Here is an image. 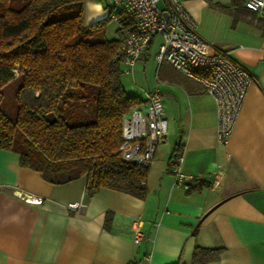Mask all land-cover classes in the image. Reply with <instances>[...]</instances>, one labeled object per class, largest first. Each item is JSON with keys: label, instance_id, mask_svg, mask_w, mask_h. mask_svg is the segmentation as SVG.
<instances>
[{"label": "crops", "instance_id": "crops-1", "mask_svg": "<svg viewBox=\"0 0 264 264\" xmlns=\"http://www.w3.org/2000/svg\"><path fill=\"white\" fill-rule=\"evenodd\" d=\"M180 2L209 50L229 51L253 78L226 144L216 139L214 102L202 85L154 59L155 35L129 73L144 76L134 94L158 89L167 122L147 166L145 196L104 187L87 196L85 174L51 181L0 148V264H191L197 245L221 249L207 264H264V21L233 0ZM105 16L96 32L118 39L123 11L111 0H82L83 26ZM179 150L180 170L193 176L189 189L173 183ZM215 168L223 170L219 178ZM137 218L148 236L139 244Z\"/></svg>", "mask_w": 264, "mask_h": 264}, {"label": "trees", "instance_id": "trees-1", "mask_svg": "<svg viewBox=\"0 0 264 264\" xmlns=\"http://www.w3.org/2000/svg\"><path fill=\"white\" fill-rule=\"evenodd\" d=\"M108 20L83 26L82 0H0V148L51 181L85 174L87 196L104 187L142 198L147 167L124 160L118 147L123 116L143 98L121 83L124 66L113 58L120 38L96 32ZM220 251L197 245L191 264Z\"/></svg>", "mask_w": 264, "mask_h": 264}, {"label": "built area", "instance_id": "built-area-1", "mask_svg": "<svg viewBox=\"0 0 264 264\" xmlns=\"http://www.w3.org/2000/svg\"><path fill=\"white\" fill-rule=\"evenodd\" d=\"M111 1L127 16V21L117 19L120 41L113 58L120 60L124 71H129L146 56L153 37L159 35L161 41L154 59L167 61L177 71L199 82L211 96L215 106L216 139L224 146L252 75L230 56L229 51L209 50V45L196 31V22L180 0H163L162 7L158 6L160 0ZM242 1L246 9L264 21V0ZM166 130L160 92L158 89L144 90L141 104L131 108L122 118L118 147L121 157L147 167ZM182 159V151H176L170 168L174 185L188 189L193 176L180 170ZM211 173L219 178L223 170L215 168ZM27 197L36 199L31 195ZM146 239L148 236L142 231V221L137 218L134 220L133 241L139 244ZM149 257L147 252L145 258Z\"/></svg>", "mask_w": 264, "mask_h": 264}, {"label": "rangeland", "instance_id": "rangeland-1", "mask_svg": "<svg viewBox=\"0 0 264 264\" xmlns=\"http://www.w3.org/2000/svg\"><path fill=\"white\" fill-rule=\"evenodd\" d=\"M230 33V31H229ZM87 39H95V37L93 35H88L86 37ZM130 73V70L129 71H122L120 74V80H121V83L123 86H125V89L130 92L132 91L133 93H140V90H139V87L137 85H142V83H144V76L141 74V73H138L137 76L133 77L132 74H129ZM17 85V81H13L11 82L8 86H7V89H8V92L6 93V97H5V104H6V108L9 106L11 100L13 99L12 98V92L11 90ZM140 95V94H138ZM14 110L12 108H10L8 110V113L10 115H12L14 112Z\"/></svg>", "mask_w": 264, "mask_h": 264}]
</instances>
